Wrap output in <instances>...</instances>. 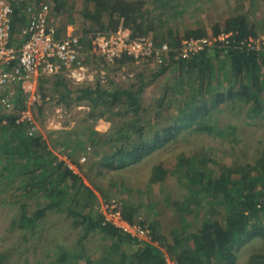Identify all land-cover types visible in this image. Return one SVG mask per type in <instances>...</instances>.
Wrapping results in <instances>:
<instances>
[{"label":"trees","instance_id":"obj_1","mask_svg":"<svg viewBox=\"0 0 264 264\" xmlns=\"http://www.w3.org/2000/svg\"><path fill=\"white\" fill-rule=\"evenodd\" d=\"M30 1L50 3L59 33L77 21L82 34L116 30L123 23L134 36H150L157 44L171 47L180 46L185 39L214 40L222 33L229 34L227 45L206 46L188 56L164 52L162 62L151 58L136 64L125 55L118 62L121 67H143L131 80H119L110 71L105 77L98 73L93 84H77L63 74L41 75L38 91L45 99L32 104L35 119L44 118L47 96L66 108L84 102L89 110L80 119L85 123L83 129L78 128L83 136L66 129H49L48 137L38 129L30 134L32 123L20 119L28 106V94L21 86L11 107L0 102V187L21 198L38 195L43 199L31 212L20 200L12 227L20 224L24 231L43 239L49 215L64 213L73 228L82 230L74 247L57 243L56 253L47 252L48 261L36 264H169L167 252L175 264H236L239 252L246 255V264H264V47H246L250 38L261 40L264 0H242L229 16L214 13L213 0H80V7H68L69 0ZM24 6L17 7L12 24V38L20 44L17 36L18 27L26 20ZM163 75L167 80L162 94L146 103L147 86ZM241 113L246 114V123L256 128L252 133H243L230 122V116ZM101 118L112 123L106 132L95 127ZM222 122H228L226 127ZM203 134L210 136L208 144L200 139L201 150L182 151L174 164L157 161L146 184L136 186L134 177L120 172L181 136L200 138ZM228 137L230 148L244 149L252 157L242 162L221 160V140ZM60 147L66 148L67 158L82 169L75 153L90 148L89 157L94 156L96 163H91L90 170L96 165V173L106 169L121 194L137 191V197L145 201L142 205L152 213L137 219L140 205L125 203L122 214L131 223L148 225L150 241L108 221L95 208L97 191L110 202V190L86 183L84 175L89 172L83 175L74 170L55 151ZM169 174L185 181L192 195L176 209L181 225L170 228L172 240L162 229L174 224L175 215H168L166 226L154 222L164 211L160 207L170 212L176 208L175 192L159 198L154 191L153 185L164 182ZM201 209L203 219L199 218ZM94 235L101 239L90 249ZM255 238L259 245L248 246ZM130 247L135 252L130 253ZM10 257L11 250L1 252L0 264H14Z\"/></svg>","mask_w":264,"mask_h":264},{"label":"rangeland","instance_id":"obj_2","mask_svg":"<svg viewBox=\"0 0 264 264\" xmlns=\"http://www.w3.org/2000/svg\"><path fill=\"white\" fill-rule=\"evenodd\" d=\"M244 1V0H243ZM242 4L241 1L236 0H213L211 2V8L214 13L218 16H229L233 14V12L239 8V5ZM74 5L77 7L81 6L80 0H69L68 7ZM68 25H72V27L79 33L82 26L80 22L69 23ZM262 35L261 40H255L254 45H248L247 48H263L264 39V21L262 22ZM89 37V36H88ZM87 37V38H88ZM216 45H227L226 41H218ZM210 45H215L211 43ZM209 46V44H208ZM93 58H90L92 60ZM92 62L95 67H100L99 62L94 60ZM119 68V69H116ZM143 69L142 66L137 67V69ZM132 66L124 65L121 67L119 64L111 65L104 67V72L100 70L95 74L94 79L81 83V84H93L96 80L98 73L102 76H106L110 71L111 76H115L119 80H131L138 70H131ZM148 72V71H147ZM167 80V76H161L156 82L151 83L147 86L145 90V99L146 103H152L153 98L159 97L164 89L165 81ZM72 81V80H71ZM73 82V81H72ZM45 99V98H44ZM45 103V116L42 118L39 116L37 118V128L40 130L46 137L47 130L49 129H66V130H76L79 132L78 136H83L82 132H80L79 127L83 129L85 123H81L80 119L86 116V112L89 110V107L85 105L84 102L73 103L70 108H66L64 103L57 104L56 99H52L51 96L46 98ZM43 102V101H42ZM35 115V112H33ZM246 114L241 113L238 117L230 116V122H234L237 125V129L242 131L243 133H252L256 130L254 126H250L246 123ZM228 122H222L223 127L227 125ZM87 124V123H86ZM96 128L101 132H106L112 126V123L109 120H105L103 118L97 120L95 122ZM259 130V129H258ZM67 136V135H66ZM77 136V135H76ZM202 137L197 138L194 135H187V137H179V140L174 142L171 145H166L155 150L149 157L144 159L139 163H131L128 166L122 168L120 172H124L127 175H131L136 180L135 185L146 184L150 181V177L152 174L153 165L157 163V161H162L163 164H174L178 155L183 151L187 154L194 153L195 151L202 149V140L204 144H208L209 137L206 134L201 135ZM67 138H70L69 136ZM200 139H202L200 141ZM224 143V144H222ZM51 144V143H50ZM232 142L230 138H225L221 140L222 149L220 151L221 160L224 159L226 162L231 163L233 161L242 162L245 158H251L252 154L250 152L245 151L244 149H240L238 147L230 148ZM61 148V149H60ZM56 148V152L60 155L61 158H65L67 162L71 165V167L78 171L80 174L84 175V172H89V175L85 176L86 183L90 184L92 187L97 188V186L101 185L110 190V194L112 195L110 198L117 199L119 205L122 207L125 203L131 205H140L138 209L137 219L148 218L149 214L152 213V210H148L144 205V200L142 198H138L137 194L133 191L129 196L121 194L118 188L115 186V182L110 180L106 174V169L102 173L97 172V165L94 167V170H90L91 163H94V156L90 159V153L92 152L90 148L87 149V152H82L79 150L75 153V157L77 160L83 163V169L79 167L76 162H72L67 158V151L62 150L63 147ZM68 149V148H67ZM70 150V149H69ZM91 151V152H90ZM84 158V159H83ZM86 159V160H85ZM119 172V173H120ZM93 180V181H92ZM184 182V183H183ZM185 181H181L177 175L169 174L167 179L160 183H155L154 191L157 197L164 198L168 195V193L175 192L177 198L173 201V204L176 205L174 211H167L163 207L161 209L162 215L160 218L154 219V222H161L162 225L166 226V222L168 219V215H175L177 218L172 226L164 227L162 232H164L170 240H172V234L170 233V228L174 226H180V218L176 214V209L179 208V203L183 202L184 198L188 196H192L188 193L185 187ZM131 184V182H130ZM97 200L94 203L96 209L101 210L104 214L108 211L107 207V199L97 191ZM204 197L200 195V198ZM19 200V201H18ZM20 200L24 201L27 204L28 212L33 211L36 207L40 206L43 199L37 196H27V197H19L16 194H13V191H7L6 187H0V253L6 250H11V260L16 261L14 264H36L39 260L48 261L46 258L47 252H51L52 254L56 253L55 247L57 243H63L67 246L74 247L77 244L79 236L82 234L81 229L73 228L71 226L70 219L65 217V214L62 213H52L46 220L45 223V237L40 239L38 235H31L30 232H26L23 230V227L19 224L18 227H12L14 221L18 219V213L20 210ZM193 201L194 198H191ZM21 201V202H22ZM131 202V203H130ZM140 203V204H139ZM204 209H201V213L199 218H202ZM194 213L192 212L189 216H192ZM205 218V217H204ZM150 225V224H149ZM41 229V225L38 226V230ZM93 236V235H92ZM100 235H94L92 237V241L89 244L90 249H93L100 242ZM259 238L253 239V241L249 242L248 246L259 245ZM157 243V242H156ZM130 253L135 252L136 249L130 247ZM167 252V251H165ZM169 264H175V261L169 259L168 252L166 253ZM239 260L236 264H246V255L243 252H239Z\"/></svg>","mask_w":264,"mask_h":264},{"label":"built area","instance_id":"obj_3","mask_svg":"<svg viewBox=\"0 0 264 264\" xmlns=\"http://www.w3.org/2000/svg\"><path fill=\"white\" fill-rule=\"evenodd\" d=\"M22 4L25 5L26 20L18 27L20 44L12 38V24L16 9ZM53 20L52 8L47 1L0 0V102L11 107L19 86L30 93L27 109L21 111L20 118L32 123L30 134L38 129L31 106L35 102L41 104L44 99L37 85L41 75L63 74L81 84L94 79L99 70L104 72V67L117 65L125 55L132 57L136 64L151 58L162 62L164 52L174 51L188 56L189 52L203 49L208 44L226 41L229 36L222 33L214 40L190 38L183 40L180 46L171 47L167 43L157 44L150 36H134L132 29L123 23L116 30L82 34L72 26H66L59 33ZM254 44V38H250L246 47ZM90 58L96 59L100 67H95ZM107 207L105 216L108 221L139 239L151 240L150 227L126 220L116 198L107 202Z\"/></svg>","mask_w":264,"mask_h":264},{"label":"crops","instance_id":"obj_4","mask_svg":"<svg viewBox=\"0 0 264 264\" xmlns=\"http://www.w3.org/2000/svg\"><path fill=\"white\" fill-rule=\"evenodd\" d=\"M67 26H72V25H67ZM39 84V79L37 80V85ZM28 94V97L27 99L30 97V93H27ZM96 127V126H95Z\"/></svg>","mask_w":264,"mask_h":264}]
</instances>
